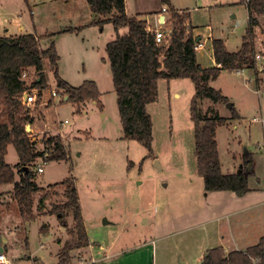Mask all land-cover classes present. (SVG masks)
<instances>
[{"label": "rangeland", "instance_id": "obj_1", "mask_svg": "<svg viewBox=\"0 0 264 264\" xmlns=\"http://www.w3.org/2000/svg\"><path fill=\"white\" fill-rule=\"evenodd\" d=\"M49 1L0 0V35L37 33L43 46L57 35L60 75L75 86L93 79L101 96L100 100L84 103L68 101L52 67L45 62L49 86L46 98H39L31 107L34 122L29 132L40 148L43 137L62 135L70 159H37L32 169L43 190L34 194L30 216L22 215L14 184L0 186L2 191L9 190L0 204V236L6 240L3 243L8 245V255L22 261L13 247L16 244L24 252H34L40 261L55 264L63 248L74 242L77 237L70 232L72 212H65L63 217L51 212L65 200L61 182L72 176L91 239V247L71 251L70 262L74 264L82 258L91 264H201L208 249L233 238L243 247L257 242L264 233V205L245 207L253 197L263 194L256 187L264 188V16L254 25L256 53L261 55L257 69H223L210 82L228 96L232 106L210 98L200 102L201 113L216 111L228 117L217 128L223 172L248 170L245 161L249 155L253 157L254 171L248 177L252 190L239 195L232 190L205 189L198 171L190 114L193 80L159 79V98L147 106L154 132L150 153L140 142L125 137L123 131L106 47L117 37L112 22L108 18L101 24L88 22L93 14L88 0ZM173 1L192 14L187 30L193 26L203 35L205 46L198 50L197 57L204 67L216 62L213 38L224 39L230 51L240 49L249 20L247 6L241 0ZM157 4L159 0H127L131 13H136L138 5L146 6L148 12ZM77 24L83 25L80 32H58ZM171 26L170 20L165 27ZM119 30L122 34L129 31L127 27ZM30 70L28 85L36 76L34 68ZM52 90L59 95L50 97ZM232 112H237L238 118ZM6 160L13 166L20 162L13 144L8 147ZM38 165L44 171L39 172ZM48 191L51 196L47 207L39 208L43 193Z\"/></svg>", "mask_w": 264, "mask_h": 264}, {"label": "trees", "instance_id": "obj_2", "mask_svg": "<svg viewBox=\"0 0 264 264\" xmlns=\"http://www.w3.org/2000/svg\"><path fill=\"white\" fill-rule=\"evenodd\" d=\"M241 2L249 10L248 28L242 38V46L238 51H230L223 39H214L212 44L216 65L204 67L197 59V37L186 28V23L191 18L188 9L177 10L171 0H161L162 5L167 6L170 11L168 22H172L168 48L161 58V52L166 46L155 43V34L148 31L146 20L137 15H128L126 0H88L90 10L96 18L94 22L101 24L104 18H108L117 31L116 39L108 42L106 47L125 137L140 142L152 153L153 119L147 106L159 98V79L170 81L172 78H190L195 83L190 107L194 121L195 154L205 189L232 190L244 195L251 190L248 177L253 174V168L237 173H224L220 162L217 128L228 117L216 111L215 114L200 112V102L204 99L210 98L214 102L229 101L228 96L210 84L223 69H257L254 25L259 23L260 16H264V0ZM122 27H127L129 31L122 34L119 30ZM77 30L79 28L68 27L60 32ZM53 34L56 33L51 35ZM53 37L47 46H43L41 37L35 33L0 35V186L14 184L13 192L22 215L32 214L34 194L43 190L38 187L36 173L32 169L37 159H70V151L60 134L43 137V146L40 148L37 145L27 131V125H32L34 118L31 108L24 105L22 95L30 88L37 87L40 95L47 90L49 77L44 66L47 61L53 69L58 87L68 97V101L84 103L88 99L100 100L101 96L94 80H86L84 84L75 86L60 75V55ZM31 68H34L36 76L28 85L22 74ZM232 113L233 117L238 118L237 112ZM10 144L15 146L20 155V162L15 166L6 160ZM249 163L254 164L252 155L245 161L246 168ZM61 184L65 200L55 205L51 212L60 213V217L65 212H72L74 225L70 232L75 233L77 238L63 248L58 263L70 264L71 251L90 246L91 239L86 230L76 178L72 176ZM7 192L9 190L2 191L0 188V204ZM50 196V191L43 193L39 208L47 207L46 202ZM201 264H264V235L257 244L245 250L227 252L222 246L213 247L207 250Z\"/></svg>", "mask_w": 264, "mask_h": 264}, {"label": "crops", "instance_id": "obj_3", "mask_svg": "<svg viewBox=\"0 0 264 264\" xmlns=\"http://www.w3.org/2000/svg\"><path fill=\"white\" fill-rule=\"evenodd\" d=\"M45 2H47V0H44ZM50 1H54V0H50ZM49 1V2H50ZM57 1H62V0H57ZM63 1H67V0H63ZM171 3H172V5H173V7L175 8V9H177V10H186V9H179L177 6H176V4H175V2L173 1V0H171ZM162 3H161V0H159V4H157V5H155L153 8H149L148 10V12H146L147 10H145L146 8V6L145 7H143V5H138V6H136L137 8H136V13H131V12H129V10H128V6H127V0H126V12L128 13V15L129 16H138L139 18H141V19H144V20H146L147 21V24H149L151 27H159L160 26V24H159V22L160 21H163V19H165V21H167L168 20V18H169V14H165V13H163L162 11H161V8H162ZM90 7V6H89ZM90 9V8H89ZM152 9V10H151ZM91 11V10H90ZM248 12H249V10H248ZM92 13V12H91ZM147 13H149V14H147ZM191 13V12H190ZM94 14V13H93ZM93 14H90V19H89V21L88 22H91V21H93L92 23H95L94 22V20L96 19L95 18V16L93 15ZM191 16H192V14H191ZM190 22H191V18H190V20H189ZM166 25V24H165ZM82 24H77V25H68V27H73V28H79V30H77V32H80V30H81V28H82ZM192 26V25H191ZM68 27H66V28H68ZM192 29V32H193V34H194V36L195 37H197V41H201L202 43H203V45H204V42L202 41V38H203V35L199 32V31H196L195 30V28L192 26L191 27ZM62 29H64V28H62ZM62 29H60L58 32H60ZM91 29H93V28H91ZM6 30H9V29H6ZM6 32H8V31H6ZM16 34H21V33H16ZM16 34H11V35H16ZM36 35H38V36H40L39 34H37V33H35ZM3 35H5V34H3ZM56 36L57 35H55V38L53 37V39H55V42H56ZM214 39H216V38H213V40ZM224 40V39H223ZM205 46V45H204ZM56 48H57V44H56ZM202 49V48H201ZM198 50H200V49H198ZM198 50H197V53H198ZM213 54V53H212ZM60 55V54H59ZM213 58H214V55H213ZM60 59H61V55H60ZM197 59H198V57H197ZM215 61V60H214ZM59 62H60V60H59ZM198 62H200L199 61V59H198ZM201 63V62H200ZM202 64V63H201ZM58 65H59V63H58ZM214 65H216V62H215V64ZM202 66H203V64H202ZM65 79V78H64ZM66 80V79H65ZM89 80H93V79H89ZM67 81V80H66ZM68 82V81H67ZM70 82V81H69ZM71 83V82H70ZM73 84V83H72ZM74 85V84H73ZM46 92V91H45ZM50 94H51V92H50ZM50 97H52L51 95H50ZM46 98V95L44 94V99ZM67 98V96L65 97V99ZM43 103H45V100H44V102ZM48 103V102H47ZM220 114V113H219ZM240 114V113H239ZM221 115V114H220ZM31 130H32V125H31ZM34 130V129H33ZM251 188V190H252V187H250ZM250 190V191H251ZM256 191H259V192H261L262 191V193L263 194H261V196H259V197H253L252 199H251V201H250V203H248L247 204V206L245 207V208H259V207H261V206H263L264 205V188H260V187H256ZM87 230V229H86ZM264 235V233L262 234V235H260V236H258V241L257 242H255V243H252V244H246V246L245 247H243V246H241L240 245V242L237 240V239H235V238H233V241L231 240L230 242H228V243H226V244H224V243H222V244H220L219 246H222L223 248H224V250H226L227 252L228 251H231V250H245V249H247L248 247H250V246H252V245H255V244H257L259 241H260V239L262 238V236ZM226 238V236H223V239H225ZM2 239V238H1ZM10 240V239H9ZM4 241H6L5 239H3V242ZM11 241V240H10ZM225 241V240H224ZM5 251H4V253L6 252V254L8 255V253H9V248H8V245H6L5 244ZM13 247H14V249H15V251L16 252H19L20 253V256H21V258L23 257V259H22V261L19 263L18 261H16V260H14L17 264H40V262H43V261H40L41 259L40 258H38V257H36L35 256V254H34V252H31V253H27V252H24L23 251V249L21 250V249H18L17 248V245L16 244H14L13 245ZM89 247H91V245L89 246ZM209 250V249H208ZM9 256V255H8ZM11 257V256H10ZM59 257V256H58ZM73 257V256H72ZM77 260H79V259H77ZM203 260V259H202ZM59 261H60V258H58L57 259V262L55 263V264H58L59 263ZM72 262V261H71ZM70 262V264H74V261L71 263ZM93 263H95V261H93ZM43 264H47L46 262H43ZM78 264V263H77Z\"/></svg>", "mask_w": 264, "mask_h": 264}, {"label": "built area", "instance_id": "obj_4", "mask_svg": "<svg viewBox=\"0 0 264 264\" xmlns=\"http://www.w3.org/2000/svg\"><path fill=\"white\" fill-rule=\"evenodd\" d=\"M161 11L165 14H169V10L167 8V6H162L161 8ZM31 14H33V11L31 12ZM170 15V14H169ZM169 20V18H168ZM165 21V19H163V21H160L159 24L160 26L159 27H151L149 24H147V29L150 33H154L155 34V43L157 45H164L166 46L165 47V50L163 49L162 52H161V58L164 57V54L168 48V44H169V41H170V38H171V29L165 27V24L168 22ZM204 45L201 41H198L196 43V50L198 49H201L203 48ZM261 58V55L260 53H257L256 55V60L260 59ZM30 72L31 70L29 69V71H24V73L22 74V78L23 79H27V77L30 75ZM45 91L44 90L41 95L39 94V89L37 87L35 88H30L28 89L27 91L24 92V94L22 95V101L24 103V105L28 108H31L33 107L35 104H37L39 101V98H43L44 99V94H45ZM51 96H56V95H59V91L57 90H52L51 91ZM37 170L39 172H42L44 171L43 167L41 165H38L37 167ZM92 263V262H91ZM90 262H88V260L82 258V259H79L78 261V264H91ZM0 264H17L10 256H8L6 254V252H2L0 253Z\"/></svg>", "mask_w": 264, "mask_h": 264}, {"label": "water", "instance_id": "obj_5", "mask_svg": "<svg viewBox=\"0 0 264 264\" xmlns=\"http://www.w3.org/2000/svg\"><path fill=\"white\" fill-rule=\"evenodd\" d=\"M68 98V97H67ZM66 98V99H67ZM228 106H232V102H228ZM30 129H31V125L30 124H28L27 125V131H30ZM252 166H253V164L252 163H249V169L250 168H252ZM243 170L241 169L240 170V172H242ZM5 245H4V243H3V239H1V236H0V253H2V252H4L5 251Z\"/></svg>", "mask_w": 264, "mask_h": 264}]
</instances>
